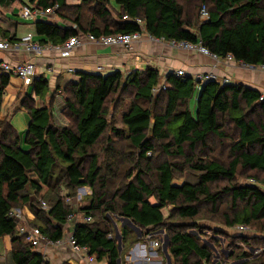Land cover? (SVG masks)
<instances>
[{"label":"trees","instance_id":"1","mask_svg":"<svg viewBox=\"0 0 264 264\" xmlns=\"http://www.w3.org/2000/svg\"><path fill=\"white\" fill-rule=\"evenodd\" d=\"M113 1L116 10L109 5L110 0H84L73 8L65 7L63 0H38L36 8L58 5L55 14L71 26L35 22V40L42 46L61 45L78 34L98 37L144 31L156 40L199 45L218 60L230 56L245 66L264 67V0H183V4L181 0ZM0 5L8 6V0H0ZM200 7L207 8V21L200 20ZM0 34V41L10 44L19 39ZM76 77L55 90L65 94L62 116L72 121V125L62 127L52 124L50 108L35 106L31 97L43 101L49 87L44 77L33 79L18 108L29 117L25 151L21 137L1 115L10 77L0 73V240L10 238L13 264H44L42 256L17 236L15 223L7 218L11 209L31 202L28 190L38 194L44 187L51 191L62 185L71 193L69 197L80 188L90 191L89 207L80 211L92 222L77 224L73 235L79 246L105 264H117L118 260L123 264L122 252L111 235L113 226L105 214L128 219L140 229V237L133 236L130 245L162 230L168 238L172 264H212L217 241L211 238L203 242L195 222L202 205H209L216 214L219 203L228 196L230 211H236L222 214L226 228H250L264 221V190L253 179L247 184H232L238 171L264 175V94L241 84L211 80L202 84L189 76L170 74L163 81L149 67L129 72L123 81L118 71L107 75L77 73ZM129 88L134 91L133 102L120 117L122 128H111L105 104L111 95ZM155 88L160 91L153 94ZM231 130L234 138L228 135ZM100 143L106 146L101 163L94 152ZM119 143H124V148L119 149ZM155 144L164 160L156 156L152 162L149 158ZM214 144L221 155L226 152L227 165L204 154L212 153ZM176 159H182V164ZM126 160L132 163L130 170L122 168ZM58 163L62 169L55 177ZM185 167L197 176L196 183L176 182L183 178ZM148 177L152 178L150 183ZM116 180H120L118 187L108 198ZM220 181L228 186L212 191L210 186ZM242 203L244 207L238 211L236 207ZM29 208L44 236L52 241L61 238V227L67 224L71 211L60 197L51 200L46 212L31 203ZM95 214L99 220L93 223ZM129 231L127 227L119 230L122 250ZM247 257L233 251L227 259L238 264H264V260L246 262Z\"/></svg>","mask_w":264,"mask_h":264},{"label":"crops","instance_id":"2","mask_svg":"<svg viewBox=\"0 0 264 264\" xmlns=\"http://www.w3.org/2000/svg\"><path fill=\"white\" fill-rule=\"evenodd\" d=\"M63 1L65 7L73 8L80 6L84 0ZM37 4L38 0H8V6L2 7L0 5V32L8 36L15 35L17 39L26 35L35 39V23L22 21L20 19V13L23 8H33L36 7ZM109 5L115 10L118 8L113 0H110ZM44 21L61 28H68L71 26L67 20L57 17L56 14L49 16V18ZM26 59L27 55L23 52H0V64L7 63L9 65H15ZM34 62L35 77H44L48 81L49 93L44 100L51 97L56 87L63 89L69 81L76 80L77 73L107 75L118 71L120 73L129 74L131 71H144L148 67L156 70L163 81L167 75H174L177 71H182L185 76H189L193 79H196L198 76L212 75L219 83L227 80L229 84H241L264 94V70L261 66H245L234 61L228 62L226 60L213 59L208 55L196 51L189 52L177 50L173 48L169 42L151 39L145 32L141 34L139 41L132 45L129 50L88 44L75 49L69 58L63 59L52 52H44L42 56L35 58ZM98 68H101V71H97ZM69 70L72 72L70 73ZM9 77V85L3 96L1 115L6 116L3 112L4 109L10 110L8 117L10 123L14 116H18L19 121H24L26 123L24 128H22L24 131L19 132L14 128L16 132H19V134L22 133L24 137L29 124V117L26 112L19 111L18 108L22 104L23 97L30 91H28V88H24L18 79L12 76ZM205 82L206 81H202L201 83L203 84ZM55 93V99L53 101L49 100V102L52 101L51 105H49V103L45 104V102L44 105H37L38 99L35 97L31 98L34 100L35 106L50 108L51 117H55V115H53L54 102L57 108L56 112L62 116L63 109H65V101L61 99V90ZM11 113H13L12 116H10ZM65 120L66 119H63L62 116V126H66V124H64ZM23 137L21 140L22 142L24 139ZM78 194L80 196H78ZM90 194L87 188H80L77 191V198L79 197V201L81 202L84 197L90 196ZM74 198L75 197H73V199ZM22 211L24 215V224L28 227L38 229V227L34 225L36 219L30 208L27 209V207H24ZM112 224L114 230L116 227L119 234V230L123 228L120 222L119 228L115 222ZM128 229L130 231L126 247H124L123 250L121 248L123 264H172L170 257L168 260V257L162 249V230L151 233L154 236L152 240L160 243V247L152 248L150 243L145 239H141V241L130 245L129 243L133 239V236L139 238L141 231L138 235L130 228ZM10 241L9 237L0 240V264H13ZM143 245L145 247H143ZM213 249L215 250V248ZM50 252L51 251H49L48 254ZM54 252L60 254V257L63 258L60 262L64 264H85L67 251L55 250ZM167 255L169 256L168 252ZM69 258L70 260H68Z\"/></svg>","mask_w":264,"mask_h":264},{"label":"rangeland","instance_id":"3","mask_svg":"<svg viewBox=\"0 0 264 264\" xmlns=\"http://www.w3.org/2000/svg\"><path fill=\"white\" fill-rule=\"evenodd\" d=\"M181 2L183 4V0H181ZM201 8L202 7H200V9ZM205 10L207 12V8H205ZM127 74L122 73V75H123L122 81H123L124 77L127 76ZM133 95H134V91L131 88H129L125 93H121L119 91L118 93L113 94L108 98V100L105 104V108L108 111V121H109L111 128H117V129L122 128V125L120 123V117L122 114L126 113V111L129 110V108L133 102ZM55 96H56V93H55V91H53V93L51 94V97H48L47 100H43V101L38 100L37 105H40V104L44 105V102H45V104L49 103V105H51L52 101L55 99L54 98ZM61 96H62L61 99L64 101L65 94L64 95L61 94ZM66 96H68V95H66ZM49 100H52V101L49 102ZM17 102H18V99H17ZM56 110H57V108L55 107L54 102H53V115H55V117H52L51 122L54 126L62 127V124H63L62 116L58 112H56ZM3 112H4V114H6V116H5L6 119H8L10 110L8 111V110L4 109ZM56 113H57V116H56ZM12 114L13 113H11L10 116H12ZM15 114H16V112H15ZM71 122L65 121L64 124L72 125ZM11 125L13 126V128H15L17 131L20 132V131H24L22 128H24L26 123L22 120L19 121L18 116H14L12 119ZM19 132H17V133L19 134ZM229 133L234 138V131H232V130L228 131V135H229ZM109 134H110L109 132L106 133L107 136ZM19 136H21V139H22L23 134L20 133ZM21 146H22L23 150L26 151V146L24 145V143L22 141H21ZM124 146H125L124 143H119L117 145V147L119 149L124 148ZM105 148H106L105 143H100L94 149V152L99 156V162L100 163L102 162V160L105 157V155H104V149ZM212 148H214L212 150V153L205 151L204 154L208 157L214 158V160H218L220 163H222L224 165H227L229 160L227 158L226 152H223L221 155L220 154L221 149L217 146L215 147V144L212 145ZM156 156H159L158 158L160 160L165 159V156L160 155L157 144H155V150L152 153V157L150 155L149 158L152 159V162H153V159ZM175 162H177L178 164H182V159H176ZM56 168L57 169L55 170V177L57 176V174L62 169V165L58 163ZM122 168L124 170H126V169L130 170V168H132V163H128V161L126 160L125 162L122 163ZM184 170L185 171L183 174V178L176 180V182L178 184H180L182 182L193 183V184L196 183L197 176L192 171H190L188 169V167H185ZM251 179L255 180L256 184L264 190V175L256 173V172H252V173H246L245 172V173H243L241 171H238V175L232 184H237V185L247 184ZM151 181H152V178L148 177L147 182L150 183ZM119 182H120V180L114 181L113 189H110L108 191V198L112 195V193L114 191H116V188L118 187ZM226 186H228V184L225 181H220L219 183L211 185L210 188L212 191H220L221 189H223ZM28 191L29 192H27V193L29 194V200H31L30 203L36 209L41 208L42 202H44L46 204L47 208H49L51 200H53L57 197H60L61 200L64 202V204H66V201H65L66 197H68L69 193H70L62 185L59 186L58 188H56L55 190H51V191H48L44 187V188H42L41 192L38 194H35L34 190H28ZM77 191L75 192L74 196H70V197H72V198L76 197ZM151 201H153V200H151ZM29 204H27L25 206V207H27V209H29L28 208ZM89 204H90V196H86L83 198V200L80 203H77L76 201L73 200L71 202V204L68 205V208L70 209V211H73L77 217H82V216H84V214L80 211V209L81 208H88ZM230 206H231V203H230V199L228 196L223 197V199L219 203V209H218V212L216 214L211 213L209 205H202V206H200L199 216L195 220V222L199 226L198 232L200 233V236L202 238L201 240H203L205 242H209L212 238V241L213 240L217 241L215 243V245L218 248L215 249V252H213L214 254H213L212 264H238L237 263L238 261H232V260L227 259L228 256L233 251L235 254L246 253L248 256L244 260L246 262L264 260V221L260 220L257 223H254L252 226H250V228L247 227L248 228L247 233L245 235L244 234L240 235L235 230L236 226H234L232 228H226L222 224V222H223L222 214L223 213L233 214L236 211V210H234L231 212ZM243 207H244L243 203L238 204L236 209L239 211ZM164 214H165V212H164ZM98 217H99L98 214H95V216H93V223L98 222V220H99ZM105 218L108 221H110L111 224L115 222L117 227L118 228L120 227V224L118 221L119 218L117 216L105 214ZM34 225L37 227L40 226V224L37 222H34ZM214 232H215V234H213ZM220 232H222V233H220ZM54 251L55 250L51 251L47 256L48 259L50 260V263L51 264H64V263L60 262L63 259L62 257H60V254H57V252H54ZM68 260H70V258ZM201 264H203V263H201Z\"/></svg>","mask_w":264,"mask_h":264},{"label":"built area","instance_id":"4","mask_svg":"<svg viewBox=\"0 0 264 264\" xmlns=\"http://www.w3.org/2000/svg\"><path fill=\"white\" fill-rule=\"evenodd\" d=\"M58 10V5H54L52 7H48L45 9L40 8H28L25 7L22 9L20 13V19L25 22L35 23L39 21H44L55 14ZM200 20L207 21L208 13L205 8L202 7L200 12ZM123 20H127L126 17ZM134 23L139 27L143 28V23L135 19ZM144 32V31H143ZM142 32V33H143ZM142 33H134L130 35L124 34H114V35H104L95 37L92 34H78L61 45H45L42 46L39 44L33 37L26 35L20 37L17 42L10 44L6 40L0 41V52L5 51H13V52H23L27 55V59L25 61H21L15 65H9L7 63L0 64V71L2 74L7 76H12L18 79L24 88H29L32 84L33 79L35 78V58L42 56L44 52H52L57 55L59 58H69L72 52L80 47H83L88 44L100 46V47H117L122 50H129L132 45L137 43L140 39ZM152 39V38H151ZM156 40V39H153ZM159 41V40H157ZM170 45L177 50H185V51H196L201 54L208 55L213 59H217L211 54H209L206 50H204L199 45H192L186 42H169ZM218 60V59H217ZM228 62L233 61L230 56L224 59ZM264 70V67L261 66ZM97 71H101V68H98ZM71 73L72 71L69 70ZM175 77L180 78L185 76L182 71H177L174 74ZM217 81V79L212 75L206 76H198L197 81ZM228 81H222V84H227ZM163 89V87H162ZM160 91V88L153 89L152 93L156 94ZM88 190V189H87ZM89 191V190H88ZM78 196H80L78 194ZM75 200L80 202V198L76 197L73 199L72 197H66V205H70L71 202ZM23 208H13L7 213V218L12 220L15 223V232L18 237H22L24 243L30 246V248L34 251H37L41 256L44 264H51L47 255L49 251L53 250H64L71 253L78 260H81L85 264H105L104 262H98L94 255L89 254V250L86 247H81L77 244L73 232L74 228L77 224H90L92 222L91 217L82 216L77 217L73 211L67 216V224L64 227H61L62 236L60 239L56 241H52L48 237L44 236L39 229L31 228L24 224V215ZM41 211L46 212L48 210L46 204L44 202L41 203ZM113 225V224H112ZM235 230L238 234H246L248 228L246 226H236ZM115 236V230L113 227V234ZM111 235L108 237L111 238ZM162 241L165 234L162 232ZM153 234H146L143 239L148 241L152 248L160 247V243L152 240ZM205 242V241H203ZM143 247H145L143 245ZM214 254V253H213Z\"/></svg>","mask_w":264,"mask_h":264},{"label":"water","instance_id":"5","mask_svg":"<svg viewBox=\"0 0 264 264\" xmlns=\"http://www.w3.org/2000/svg\"><path fill=\"white\" fill-rule=\"evenodd\" d=\"M29 125L30 124H28L27 129L29 128ZM118 221L120 222L121 227L130 228L136 234L139 235V233H140L139 228H137L136 226H134L128 219L119 218ZM115 234H116L115 235V239L117 240V245H118V251L120 253L121 252V246H120L121 239H120V236L118 234V231H117V228L116 227H115ZM168 245H169L168 238L165 235L164 238H163L162 249H163V252L166 254V256L168 257V260H169V256L167 255ZM212 250H213V252H215V250L213 248H212ZM117 264H120V260L117 261Z\"/></svg>","mask_w":264,"mask_h":264}]
</instances>
